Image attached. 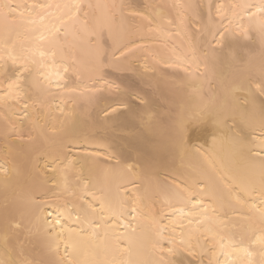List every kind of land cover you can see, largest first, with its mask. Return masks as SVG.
<instances>
[{
	"label": "snow or ice",
	"instance_id": "1",
	"mask_svg": "<svg viewBox=\"0 0 264 264\" xmlns=\"http://www.w3.org/2000/svg\"><path fill=\"white\" fill-rule=\"evenodd\" d=\"M253 33L264 43V0H0V264H264V63L245 70L237 55ZM225 64L239 67L208 96ZM190 92L199 119L227 129V157L215 135L196 147L183 120L169 125ZM165 129L180 160L169 172L113 146ZM145 216L142 260L122 241ZM100 233L113 243L85 253Z\"/></svg>",
	"mask_w": 264,
	"mask_h": 264
},
{
	"label": "bare ground",
	"instance_id": "2",
	"mask_svg": "<svg viewBox=\"0 0 264 264\" xmlns=\"http://www.w3.org/2000/svg\"><path fill=\"white\" fill-rule=\"evenodd\" d=\"M91 2L103 4L111 3L112 0H91ZM132 2L138 5H143L145 3L171 4L173 2L207 4L209 0H132ZM250 2H258V0H250ZM164 23L167 24V21L165 20ZM171 39L179 41V37L176 36H172ZM243 45L244 46L237 48V55L244 62V69L258 73L261 64L264 63V43L261 42L258 34L253 33L252 38L244 41ZM144 62V60H141L142 64ZM147 62L151 63L150 57ZM238 67L239 66L225 64L218 65L215 69L210 68L209 80L204 84V93L208 96L212 95V92L209 91L210 86L213 90L219 92V81L216 79V76L222 75L223 77H228L231 73L236 72ZM201 70H204L203 66ZM213 73H215V76ZM129 82L132 83L134 90L142 89L143 92H147L149 96L152 95L151 90L141 84L135 77L130 76ZM190 96L192 98L183 107L172 106V111L170 117L168 118L169 125L183 120L186 127L185 139L189 145L196 147H208L212 143L213 136L215 135L218 137L215 145L216 152L227 157L230 153V145L224 135V133L227 132V129L217 130L214 123L207 117L199 119L201 112L200 99L195 95V93L190 92ZM153 99L155 100V97H153ZM128 126L135 127L136 121L129 120ZM166 131H168V129L157 130V132L154 133H137L136 135H130L125 138H116L113 146L118 153H122L125 156H130L132 158H136L138 155L143 156L147 162L154 164L156 166V170L161 173L169 172L174 167L179 166L180 160L179 158L174 159L168 148L163 146ZM5 158V144L0 141V163H3ZM232 163L238 170L244 166V161L240 159H236L232 161ZM2 198L3 193H0V200H2ZM221 211L228 213V216L233 218L239 211V208L237 207L236 209H232L225 207ZM138 225L137 232L132 233L128 239L122 241V245L130 248L133 258L147 260L150 258L149 236L152 232L153 225L151 219L147 216L141 217L138 221ZM118 227L120 226L118 225ZM121 230H123L122 227ZM112 243L113 241L106 238L103 233H100L98 237L85 235L83 239L79 241L80 247L85 253L98 251L101 254H103L105 249ZM61 251H63V249H61ZM101 258H103V255H101ZM205 264H207V257L205 258Z\"/></svg>",
	"mask_w": 264,
	"mask_h": 264
}]
</instances>
